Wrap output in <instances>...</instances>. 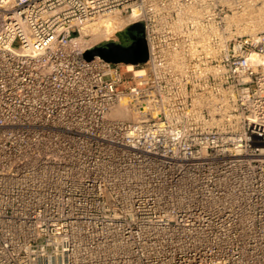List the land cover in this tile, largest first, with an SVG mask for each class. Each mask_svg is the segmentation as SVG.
Returning a JSON list of instances; mask_svg holds the SVG:
<instances>
[{
  "label": "built area",
  "instance_id": "1",
  "mask_svg": "<svg viewBox=\"0 0 264 264\" xmlns=\"http://www.w3.org/2000/svg\"><path fill=\"white\" fill-rule=\"evenodd\" d=\"M236 1L0 0V264H264V29H227ZM133 7L139 71L86 60L81 23Z\"/></svg>",
  "mask_w": 264,
  "mask_h": 264
},
{
  "label": "water",
  "instance_id": "2",
  "mask_svg": "<svg viewBox=\"0 0 264 264\" xmlns=\"http://www.w3.org/2000/svg\"><path fill=\"white\" fill-rule=\"evenodd\" d=\"M118 40H104L89 47L83 57H94L113 64H131L133 66L147 61L148 48L145 39L144 23L141 20L131 22L117 32Z\"/></svg>",
  "mask_w": 264,
  "mask_h": 264
},
{
  "label": "rangeland",
  "instance_id": "3",
  "mask_svg": "<svg viewBox=\"0 0 264 264\" xmlns=\"http://www.w3.org/2000/svg\"><path fill=\"white\" fill-rule=\"evenodd\" d=\"M243 0H237L236 1V4H243L244 2L246 1H243ZM260 1L261 0H255V8L253 10V12H246V14H237V15H231L230 13H226L222 16V22L225 26H227V29H230V27L233 29H237V32H240L241 34L243 32H252V31H258V30H262L264 29V25L260 26L259 27H256V25H254L253 22L256 18H260L262 15H260V13L262 12V14L264 13V7L262 8L260 6ZM225 4H227L226 2H224ZM167 5V3H166ZM169 6V4H168ZM263 9V10H262ZM261 12H260V11ZM260 12V13H259ZM130 12H128V14H123L122 16H119L118 18H115L117 20H115V22L117 23L118 25V28L121 27L124 28L127 24H129V22H134L136 20V18H133L132 16L130 17ZM253 14V15H252ZM257 16V17H256ZM116 17V16H115ZM250 17V18H249ZM254 17V18H253ZM100 18H104V17H100ZM100 18H97V19H93V20H89V21H85L83 22L80 26L83 27V26H86L92 22H95L97 21L98 19ZM263 19V20H262ZM262 20V23L261 24H264V15H263V18H261ZM164 18H161V17H158L157 18V22H156V26H160V25H163L165 24L164 23ZM200 22V17L197 16V15H186V14H179L177 16H173L172 19H168L167 18V23L169 24H172V26H179V27H183L185 26L187 23H191V24H197ZM121 24V25H120ZM260 24V25H261ZM81 27H80V36H81V40H79L80 43H82L83 45L85 46H93L94 44H97L101 41H104V38L106 37L105 34H97V35H93V34H88V36L84 33V31L82 32L81 30ZM256 27V28H255ZM120 29V30H121ZM119 30V31H120ZM84 34V35H83ZM93 35V36H92ZM110 37V36H109ZM114 38V39H113ZM110 39H113V40H118V37H117V33L113 36H111ZM140 67H135V69L139 70ZM123 70H125V67H122Z\"/></svg>",
  "mask_w": 264,
  "mask_h": 264
},
{
  "label": "bare ground",
  "instance_id": "4",
  "mask_svg": "<svg viewBox=\"0 0 264 264\" xmlns=\"http://www.w3.org/2000/svg\"><path fill=\"white\" fill-rule=\"evenodd\" d=\"M263 10V9H262ZM261 10V11H262ZM260 11V10H259ZM260 11V12H261ZM259 12V13H260ZM253 15V14H252ZM260 15H262L260 18H256L253 22H251V23H253L254 25H256V27H259L260 28V26H262V25H264V24H261L262 23V20H261V18H263V15H264V13L262 14V12L260 13ZM133 17V18H136V20H139V15H138V13H137V10H136V8H134L133 7V9H132V11H131V14H130V17ZM257 17V16H256ZM115 18H118V17H115V16H105L103 19L102 18H100V19H98L97 21H95V22H92V23H90L89 22V24L88 25H86V26H83V27H81V30H82V32L84 31V33L88 36V34H93V35H97V34H105L106 35V37L104 38V40H110V38H111V36H113L114 35V33L116 34L120 29H121V27L120 28H118V25H117V23L115 22V20H117V19H115ZM250 18V17H249ZM254 18V17H253ZM119 19V18H118ZM83 22H85V21H83ZM82 22V23H83ZM81 23V24H82ZM130 23V22H129ZM261 24V25H260ZM121 25V24H120ZM255 27V28H256ZM264 27V26H263ZM84 35V34H83ZM92 35V36H93ZM110 36V37H109ZM82 38H81V36L80 37H76V41H79V40H81ZM114 39V38H113ZM125 67H126V70L127 71H132V72H138L139 70H137V69H135V67L133 66V65H131V64H126L125 65ZM114 113H115V115H117V116H122L123 115V113L122 112H119L118 110H115L114 111Z\"/></svg>",
  "mask_w": 264,
  "mask_h": 264
}]
</instances>
